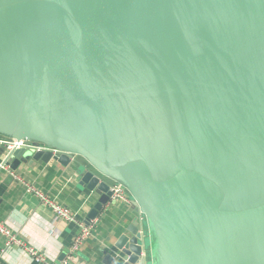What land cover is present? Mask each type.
I'll use <instances>...</instances> for the list:
<instances>
[{
	"label": "water",
	"instance_id": "water-1",
	"mask_svg": "<svg viewBox=\"0 0 264 264\" xmlns=\"http://www.w3.org/2000/svg\"><path fill=\"white\" fill-rule=\"evenodd\" d=\"M0 156L127 190L104 264H264V0H0Z\"/></svg>",
	"mask_w": 264,
	"mask_h": 264
},
{
	"label": "crops",
	"instance_id": "crops-1",
	"mask_svg": "<svg viewBox=\"0 0 264 264\" xmlns=\"http://www.w3.org/2000/svg\"><path fill=\"white\" fill-rule=\"evenodd\" d=\"M1 159L2 156L0 162ZM83 165L85 161L77 157L68 165L51 159L47 163H21L14 171L7 166L0 169V224L11 230L18 240L7 246L6 237L0 231V264H53L65 249L68 253L61 264H104L103 251L116 250L119 237L129 233L131 225H139L136 209L126 192L129 201L111 199L93 220L91 235L76 253L70 252L79 224L60 223L52 209L28 187L69 206L83 222L99 198L80 184L78 170ZM51 229L52 235L49 234ZM30 249L44 256L45 262L38 261V256Z\"/></svg>",
	"mask_w": 264,
	"mask_h": 264
},
{
	"label": "built area",
	"instance_id": "built-area-1",
	"mask_svg": "<svg viewBox=\"0 0 264 264\" xmlns=\"http://www.w3.org/2000/svg\"><path fill=\"white\" fill-rule=\"evenodd\" d=\"M7 141L8 143H10V146L16 145L17 147L19 146L30 147V148H36L37 150L47 149L45 146L40 145V144L26 143L25 141H16V140H11V139ZM4 167H6V165L2 166L0 163V168H4ZM14 176L17 177L16 174H14ZM28 189L30 191H33L34 194L39 198V200L44 205H47L52 209L54 215L56 216V218L59 220L60 223L65 224V223H70V222H77L79 224L78 232L76 236L74 237L72 245L70 247V252L76 253L77 249L81 247L85 239L91 235V232H92L91 224L95 218L90 220L88 223H86V221H83V222L79 221L77 217L78 216L77 213L73 211L69 206L57 203L56 201L51 199L46 193L38 189H35L34 187L29 186ZM110 190L112 192L111 199L129 201V199H127V196H126L127 190L121 184H117V183L112 184ZM0 231L6 237L7 246L12 245V243L14 242L18 243V240L16 239V236L12 233V231L2 224H0ZM52 233H53V230L51 229L49 234L52 235ZM30 251L33 254H36L38 256L37 257L38 261L45 262V257L38 254L36 250L30 249ZM53 264H58V263H53Z\"/></svg>",
	"mask_w": 264,
	"mask_h": 264
}]
</instances>
